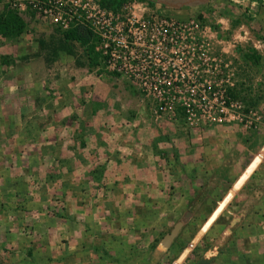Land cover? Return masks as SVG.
<instances>
[{
    "label": "rangeland",
    "instance_id": "obj_1",
    "mask_svg": "<svg viewBox=\"0 0 264 264\" xmlns=\"http://www.w3.org/2000/svg\"><path fill=\"white\" fill-rule=\"evenodd\" d=\"M43 1L44 11L30 0H0V11L6 6L24 21L18 34L0 33V264H37L34 228L46 216L58 223L68 215L88 234L80 242L90 247V263L83 264H261L254 257L264 255V205L253 201L263 189L249 172L264 153V0H126L109 25L96 0ZM76 12L104 32L92 31L96 63L83 44L60 37ZM70 85L86 88L69 100ZM45 101L66 107L55 140L39 139ZM90 101L102 107L92 109L103 114L100 127L112 131L118 120L134 136L138 120L143 148L153 152L160 141L151 156L160 170L149 176L166 183L163 198L126 205V215L107 207L96 227L75 210L118 187L120 175L108 171L116 148L91 146ZM221 123L248 141L238 165H249L248 175L237 185L215 178L213 158L202 155L201 130ZM39 167L41 174L29 170ZM40 192L45 201L28 205ZM174 223L179 228L163 246Z\"/></svg>",
    "mask_w": 264,
    "mask_h": 264
},
{
    "label": "crops",
    "instance_id": "obj_2",
    "mask_svg": "<svg viewBox=\"0 0 264 264\" xmlns=\"http://www.w3.org/2000/svg\"><path fill=\"white\" fill-rule=\"evenodd\" d=\"M85 88L86 87L83 86L70 85V88H65V91L67 93V97L69 98V100H71V98L73 97V93H77L78 91ZM94 96H96V94L91 95L90 98H95ZM63 105L64 104H62L60 101H45L43 103L44 109L47 110V114L40 118L42 121L41 126H43V128H40V131L38 132L40 133V140H55L58 137L57 135L61 132L59 131L61 130L60 126H62L60 123V116L63 115V113L61 112H63V108H66L63 107ZM43 106H41V108ZM92 109L98 111L99 109L101 110L102 107L99 103L90 101L89 123L90 125H92L90 126V141L93 144L91 145L90 143V145L95 146L96 148L101 147L103 148V150H106L107 148H116L115 153H113V160L111 161L112 163L108 168V171L110 173H112L113 171L114 174L118 173L120 175V177L118 178L120 179V181L117 183L119 185L118 187L114 186V188H112L114 185L113 184L111 186V189H109L110 191L105 193L102 198L98 199V202H90L88 204L86 203L84 210L82 211L75 210L77 212H82V214L85 213L87 215L85 216L86 219L89 218L88 221H91L92 225L96 227L98 225L94 221V217L102 215L103 211V214H106L105 211L107 207L114 208V206L119 205L117 206V208H115L116 211H120L119 214L124 213V215H126L125 212L129 209L130 206L139 205L140 207L142 203H147L145 205L149 206L151 205L152 201H157L156 198H163L164 194H161L163 192L160 189L165 188L166 183H161V181H158L157 184L153 183V179L149 176L152 172L155 175V171L160 170L159 168L157 169V167L154 165V160H152L153 158H155L154 154L157 153L156 146H159L158 144L160 141H158V143L156 142L157 144H155L153 152L150 147L149 149H145L140 143V141L142 140L141 136L143 135L142 131H144L141 130L140 135V128H142L140 125H142V123H140L138 120L135 121L136 126H134V128H136L134 130L139 135L135 134L133 136L131 134H128V129L126 128V126H124L123 123L118 120L117 122H113L115 124L113 127H110L114 128L117 124L118 128L112 131L108 129L107 131L106 127V129H104L103 127H100L98 125L103 120L100 119V115L103 116V114L92 116V114L96 112ZM55 114L56 116L52 119ZM97 121H99V123ZM31 125H34V122H31ZM233 130L234 126H232V124L222 123L202 129L201 133L203 134L202 138L204 144H202L201 149L203 158H207V156L208 158H213L212 161L210 160V163L212 162V164L210 165L215 166L213 167V169H215L214 173L216 174L215 178L219 179V181H222V183L227 182L230 179L233 180V185H237L238 183L242 182V180L244 179V175L247 174L249 170V165H247V168L243 171L241 169H238L241 168L238 165H240L242 161L240 150L243 149L244 143H247L248 141L243 142L244 140L239 137V134L234 133ZM129 135L132 136V140L134 139V143L127 142L128 139L126 137ZM153 142L154 141L151 142V145L153 144ZM118 146L120 147L119 150L117 149ZM93 154L91 155L93 156ZM152 155L153 158L151 157ZM92 156H90V159ZM93 157H96V155ZM260 164L261 167H259L258 169L256 167L257 165H250V167H253L250 168L251 170L249 174H252V177L258 179L256 188L263 189V195L260 199L261 201L254 200L253 203H261L262 205H264V153ZM225 165H229L228 169ZM216 167H218L217 170ZM40 169L42 168L39 167L29 170L33 171L34 173L37 171L39 174H41L43 171ZM103 169L104 168L102 166V171ZM221 170H224L225 174L222 173ZM123 174L124 177H122ZM129 192L133 193L135 197H138H133L131 199L132 203H130L128 200H125V197L126 195H129ZM44 198L45 195H42L40 192L38 197L28 199L27 203L28 205H38L45 201ZM73 198H66L67 203H74L75 200ZM126 205L129 207H126ZM74 206H77L76 202ZM113 214L114 212H109V215H104V219H110ZM50 220L51 218L46 216L42 218L39 221L38 226L34 228L38 232V235H34L39 238L38 244H40L37 249L35 247V253H37L40 258L37 264H43L45 260H47L50 256H53L54 260L51 261L50 259L47 264H83L84 262L90 263V260H88L89 258H86L90 255V247H82V244L80 242L82 240V235L88 236V234L84 233L83 230L77 229V226L75 227L73 217L71 215L65 216L64 218H62V221L58 223H51ZM108 222V226H112L110 221ZM86 223L88 224V222ZM107 231L110 233L112 232V229L110 228ZM60 239H62L61 243H59ZM108 243H111L110 239H108ZM113 248L115 247H108V251L112 250ZM120 250L122 251L125 249L118 248V250L116 251ZM158 253L159 249L156 248L154 250V255H158ZM57 257L59 258V260H57ZM254 259L258 263H260L259 260H262L263 262L261 264H264V255H261L259 253L254 257ZM12 264L22 263L17 262Z\"/></svg>",
    "mask_w": 264,
    "mask_h": 264
},
{
    "label": "trees",
    "instance_id": "obj_3",
    "mask_svg": "<svg viewBox=\"0 0 264 264\" xmlns=\"http://www.w3.org/2000/svg\"><path fill=\"white\" fill-rule=\"evenodd\" d=\"M126 0H96L100 7L106 9H114L116 5L124 3ZM82 21V20H81ZM24 27V21L20 17L17 11L7 8L6 6L0 11V33L4 35L18 34ZM60 37L63 41L76 40L83 44L86 49V53L89 55L90 61L96 63L95 58L97 56L96 51L92 43V39L95 37L90 25L79 20H72L68 26L60 29Z\"/></svg>",
    "mask_w": 264,
    "mask_h": 264
},
{
    "label": "built area",
    "instance_id": "obj_4",
    "mask_svg": "<svg viewBox=\"0 0 264 264\" xmlns=\"http://www.w3.org/2000/svg\"><path fill=\"white\" fill-rule=\"evenodd\" d=\"M30 2H32V6H33V7H35V8H42L43 11L45 10V8H47V7H45V2H44L43 0H30ZM95 4H96V11L99 12V13L103 16V22L105 21V25H109V24H110V23H109V21H110L109 16H110L111 13H113L112 9H106V8H104V7H100L96 1H95ZM104 15L106 16V18L104 17ZM79 17H80V13H79V12H76V13H74V14H71V13H70V17H69L70 21L67 22V23L62 24V27H66V26H68L69 23H70L72 20H79L80 22L85 21V22H87V23L90 25V21H89L88 19H86V18H79ZM81 20H82V21H81ZM180 25H182V24H178V25L176 26V28H174V29H177ZM90 27H91V26H90ZM171 28H172V27H171ZM91 29H92V31H94V32H96V33H99V34H101V35H104V32H103V31H98V30H96V28H94V27H91ZM174 29L172 28V30H174ZM121 44L125 46L124 42H123V43L121 42ZM107 45H108L107 43H106V44L104 43V47H105V48L108 47ZM109 54H114V50H112V49L110 48V49H109ZM108 65H109L110 67H114V66H115L113 63H110V62H109ZM156 72H157V74L159 73L158 71H156ZM160 73H164V71L162 70V68H161V70H160ZM223 101L225 102V100H221V102H223ZM228 103L230 104V102H228Z\"/></svg>",
    "mask_w": 264,
    "mask_h": 264
},
{
    "label": "water",
    "instance_id": "obj_5",
    "mask_svg": "<svg viewBox=\"0 0 264 264\" xmlns=\"http://www.w3.org/2000/svg\"><path fill=\"white\" fill-rule=\"evenodd\" d=\"M178 228H179V224L174 223L172 227L170 228V230L164 234L161 240V244L163 246H167L170 243L171 239L175 236ZM207 263H208V259H204V258H200L196 262V264H207Z\"/></svg>",
    "mask_w": 264,
    "mask_h": 264
}]
</instances>
